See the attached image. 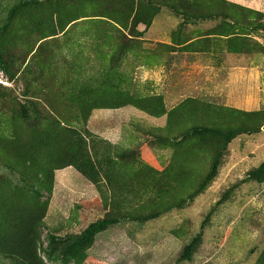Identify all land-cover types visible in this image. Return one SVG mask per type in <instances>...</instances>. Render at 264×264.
Instances as JSON below:
<instances>
[{
  "label": "rangeland",
  "instance_id": "374dc122",
  "mask_svg": "<svg viewBox=\"0 0 264 264\" xmlns=\"http://www.w3.org/2000/svg\"><path fill=\"white\" fill-rule=\"evenodd\" d=\"M29 223L43 264H264V0H0V236Z\"/></svg>",
  "mask_w": 264,
  "mask_h": 264
},
{
  "label": "trees",
  "instance_id": "16d2710c",
  "mask_svg": "<svg viewBox=\"0 0 264 264\" xmlns=\"http://www.w3.org/2000/svg\"><path fill=\"white\" fill-rule=\"evenodd\" d=\"M200 20V19H199ZM73 153L77 154V147L79 145L77 143L73 144ZM59 167L61 164H56ZM45 179L47 182L51 183L53 181V176L51 172L45 175ZM36 194L41 193L37 186L32 188ZM120 220L118 219H102L95 223L91 229L89 230L86 238L88 239L91 236H94L101 231L106 230L112 226L118 225ZM35 223H29L25 227V231L21 232L20 235H17L14 239H11L9 236L5 234V236H0V254L6 256L8 259L14 261V259L20 260L21 264H43L41 259L38 257L37 250H36V238L37 233H35ZM1 235V234H0ZM58 238L55 236H50V242H56ZM82 244H77L70 250V254L76 255Z\"/></svg>",
  "mask_w": 264,
  "mask_h": 264
}]
</instances>
